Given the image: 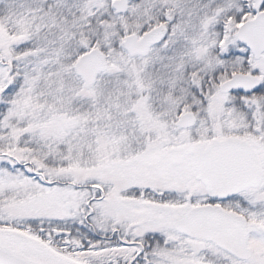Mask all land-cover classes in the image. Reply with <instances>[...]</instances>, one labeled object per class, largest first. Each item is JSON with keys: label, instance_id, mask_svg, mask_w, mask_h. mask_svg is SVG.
I'll list each match as a JSON object with an SVG mask.
<instances>
[{"label": "snow or ice", "instance_id": "snow-or-ice-1", "mask_svg": "<svg viewBox=\"0 0 264 264\" xmlns=\"http://www.w3.org/2000/svg\"><path fill=\"white\" fill-rule=\"evenodd\" d=\"M0 264H264V0H0Z\"/></svg>", "mask_w": 264, "mask_h": 264}]
</instances>
